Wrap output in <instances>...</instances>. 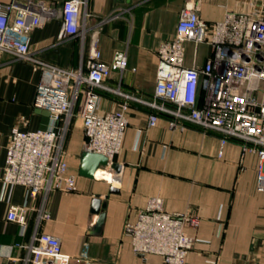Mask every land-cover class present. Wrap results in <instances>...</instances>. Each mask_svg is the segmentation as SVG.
<instances>
[{
	"label": "crops",
	"instance_id": "obj_1",
	"mask_svg": "<svg viewBox=\"0 0 264 264\" xmlns=\"http://www.w3.org/2000/svg\"><path fill=\"white\" fill-rule=\"evenodd\" d=\"M12 0H0L10 3ZM66 0H16L22 7L45 6L54 16L30 32V56L39 62L65 70L88 72L91 43L99 40L101 60L111 64L117 52H124L128 67L114 70L98 90V113L119 109L124 95L164 104L156 99L157 50L174 39L183 8H195L209 24L222 21L229 12L252 14L262 0H87L83 35L60 39ZM185 66L202 67L212 53L206 43L184 45ZM40 68L29 60L0 55V170L14 128L21 131L50 129L51 115L34 107ZM114 90V91H113ZM121 93H116L115 91ZM86 96L81 94L67 132L64 149L69 172L77 177V192L53 191L45 200L49 221L37 223L42 197H28L24 186L5 188L0 180V264H25L28 245L36 233L61 240L71 264H142L125 236L126 223L136 222L140 211L152 199H161L170 214H191L200 219L198 229H187L196 239L185 264H264V192L258 190V156L246 153L243 142L230 138L221 150V134L187 124L171 128L174 116L131 100L129 126L121 153L113 161L119 169L102 167L95 179L80 176L81 154L85 150L81 111ZM156 114L157 125H149ZM118 192H111V188ZM107 202L102 230H95L98 216L91 213L94 197ZM27 205L25 229L7 216L10 206ZM149 264H163L160 256L148 257Z\"/></svg>",
	"mask_w": 264,
	"mask_h": 264
},
{
	"label": "built area",
	"instance_id": "obj_2",
	"mask_svg": "<svg viewBox=\"0 0 264 264\" xmlns=\"http://www.w3.org/2000/svg\"><path fill=\"white\" fill-rule=\"evenodd\" d=\"M86 5L87 0L64 2L61 40L85 33ZM52 16L54 12L45 6L22 7L16 0L0 3V55L11 54L16 60L39 65L41 74L34 107L50 112L54 122L47 130L14 128L11 132L0 180L5 188L24 186L29 198L42 197L44 202L37 210L27 205L10 206L9 221L25 229L28 215L34 210L38 224L49 221L51 214L44 206L48 194L77 192V177L69 172L64 144L81 94L86 96L81 111L85 150L103 154L110 164L122 151L129 126V101L134 100L173 115L171 128L183 130L192 124L221 134L220 158L228 139L242 141V157L248 152L258 156L257 187L264 192V0L252 14L229 12L222 21L213 24L202 20L195 8H183L174 39L157 50L155 96L172 103L174 108L124 95L126 99L119 109L106 115L98 113L97 91L109 89L104 83L114 70H126V53L117 52L113 62L106 64L101 60L99 40L94 38L87 73L39 62L30 56V32ZM187 42L212 47L202 67L185 66ZM158 120L156 114L149 115L151 127ZM200 223L191 214L166 212L162 200L156 198L140 211L136 222L126 223L124 234L130 238L132 251L142 264H149L151 255L160 256L163 264H185L196 243L186 230H196ZM24 247L28 250L25 264H71L72 257L63 252L61 240L54 235L36 233Z\"/></svg>",
	"mask_w": 264,
	"mask_h": 264
},
{
	"label": "water",
	"instance_id": "obj_3",
	"mask_svg": "<svg viewBox=\"0 0 264 264\" xmlns=\"http://www.w3.org/2000/svg\"><path fill=\"white\" fill-rule=\"evenodd\" d=\"M45 111V110H43ZM45 115H50V112L45 111ZM111 166L113 169H119L118 164H110L108 158L103 154L91 153L84 150L81 154V164L79 174L82 177L95 179L96 173L102 167ZM111 192H118V189L112 187ZM107 206V202L102 200L101 197H94L91 204V213L98 216L95 230L100 233L105 222L106 214L102 212Z\"/></svg>",
	"mask_w": 264,
	"mask_h": 264
}]
</instances>
